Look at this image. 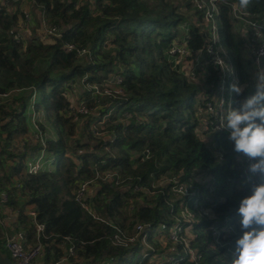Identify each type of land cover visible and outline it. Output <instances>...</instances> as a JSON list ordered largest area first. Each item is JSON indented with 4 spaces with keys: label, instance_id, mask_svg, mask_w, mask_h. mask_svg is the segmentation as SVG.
Listing matches in <instances>:
<instances>
[{
    "label": "trees",
    "instance_id": "1",
    "mask_svg": "<svg viewBox=\"0 0 264 264\" xmlns=\"http://www.w3.org/2000/svg\"><path fill=\"white\" fill-rule=\"evenodd\" d=\"M212 1L215 11L206 23L192 0H179L180 4L174 0H27L35 24L27 41L17 42L11 32L21 5L17 0H0V92L37 87L38 110L56 133L55 141H47V151L56 159L54 171L23 180L49 237L43 241L47 264L63 254L57 245L64 238L70 240L65 248L72 246L78 260L70 259L72 264H153L157 252L166 254L163 264L169 257H175L174 264L230 261L235 240L242 235L239 204L250 195L249 186L242 182L248 177L251 184L264 182V176L251 175L248 158L234 152L227 127L233 111L264 110V84L252 65L257 33L264 32V0H249L246 7H240L239 0ZM42 18L59 28V38L41 32ZM187 21L190 24L181 38ZM182 42L193 58L176 68L168 50ZM66 43L90 49L93 64L77 62L65 50ZM209 43L229 69L226 99L230 109L220 131L209 120L205 123V103L221 79V72L211 64ZM43 60L46 65L39 73ZM129 63L137 65L136 72ZM116 71L124 76L126 99L119 105L115 100L105 104L116 109L106 129L114 141L105 151L104 140L93 137L89 122L79 136L76 133V122L68 116L65 86L85 73L100 82L111 79ZM21 103L24 112L25 103ZM86 105L94 108L89 101ZM126 112L144 121H118ZM9 115L17 125L8 123L3 131L8 135L25 132L23 114L0 110V120ZM255 122L260 123V118ZM0 172L7 175L3 166ZM107 172L120 174L124 182L98 181L88 204L102 221L85 211L73 194L78 182ZM179 187L186 190L188 199L175 191ZM9 206L19 211L17 230L27 232L33 241L35 229L24 207L13 198ZM136 223H150L152 228L179 223L181 240L164 244L160 241L164 235L154 229L148 234L152 251L144 253L140 242L116 244L117 230L131 234ZM3 235L0 226V253L9 257ZM187 250L195 252L194 259Z\"/></svg>",
    "mask_w": 264,
    "mask_h": 264
},
{
    "label": "built area",
    "instance_id": "2",
    "mask_svg": "<svg viewBox=\"0 0 264 264\" xmlns=\"http://www.w3.org/2000/svg\"><path fill=\"white\" fill-rule=\"evenodd\" d=\"M21 7L24 21L20 22L14 31V36L17 42H25L23 36L28 32L27 24L29 25L31 15L28 10L27 0H17ZM194 7L203 13V18L206 23H209L213 18L215 11L214 1L209 0H192ZM41 32L50 38H59L61 32L57 26H49L41 19ZM253 29L258 28L255 24H251ZM264 33V32H263ZM13 34V32H11ZM212 43H214V33H212ZM264 40V37H262ZM252 41H255L252 39ZM207 44V52L211 55V64L221 72V79L217 83L215 94L205 103L207 120L214 126L216 131L225 128V116L229 112L230 105L227 102V81L229 77V69L225 65L222 67L216 63V60L223 59L214 51L213 44ZM65 50L73 53L77 62L93 64L92 51L87 47H80L75 44H65ZM168 56L172 59L176 68H181L183 61L193 58L186 47V42L181 44H173L168 50ZM199 54L195 57L198 61ZM252 65L257 70L258 80L264 84V42L259 39L256 42V48L252 53ZM181 70V69H180ZM193 75V73H192ZM124 76L121 71H116L113 77L109 80L100 82L93 81L88 73L70 80L65 86L64 97L69 102L68 116H72L77 127L84 121L89 122L90 130L94 138L104 140L105 151L108 149L106 145L114 141V136L108 135L106 132L109 118L116 110L115 106L111 105L100 116V111L106 107L105 104L115 100V105L121 104L122 99H126V92L123 86ZM25 109L23 112V105ZM91 102L94 108L88 109L86 103ZM39 91L35 86L14 88L8 91L0 92V110L15 114L22 113L25 118L26 130L20 134L8 135L3 131V126L13 122L17 125L16 120L12 119V115L0 120V166L7 171V175L0 172V226L4 229L3 248L8 252L9 259L12 264H47L45 262V247L43 241L49 237L45 234V225L38 219L37 209L32 201L31 195L23 185V180L30 176L50 173L56 167L55 156L47 151V141L56 140L55 133L53 136L46 130V121L44 113L38 110ZM133 120L140 124L144 121L143 117L128 112L123 113L118 121ZM44 128V131L43 129ZM46 131V132H45ZM49 134L50 137L47 135ZM3 148L5 150H3ZM148 150L145 151L147 153ZM249 166L255 164L251 159H247ZM253 175V174H251ZM257 176V174H255ZM253 175V176H255ZM108 182L110 184L120 185L124 182L122 176L118 173L107 172L103 176H97L94 180L82 181L76 184L74 191V200L81 205L94 219L102 220L95 211H93L88 199L95 191L98 181ZM181 195L186 194L183 187L175 190ZM14 192V194H13ZM24 207V213L31 220V227L35 229L34 240L31 241L27 232L17 230L20 227L18 223L19 211L12 209L9 204L11 199ZM103 221V220H102ZM158 229L164 235L165 241L176 244L181 240L180 232L181 225L174 224L171 228H167L166 224L159 225L158 228H152V225L146 223H136L131 234L119 231V235L115 236L116 244L127 246L131 243L140 242L143 246L144 253L152 251V246L148 242V234L150 231ZM70 242L68 238H64L63 243H59L57 248L62 250L57 260L51 264H72L70 259L78 260L75 257V251L72 246L65 248V244ZM192 259L195 258V252L187 250ZM175 257H169L167 264H174ZM1 264V263H0Z\"/></svg>",
    "mask_w": 264,
    "mask_h": 264
},
{
    "label": "clouds",
    "instance_id": "3",
    "mask_svg": "<svg viewBox=\"0 0 264 264\" xmlns=\"http://www.w3.org/2000/svg\"><path fill=\"white\" fill-rule=\"evenodd\" d=\"M248 4L249 0H239L240 7ZM257 36L264 42V33L258 32ZM216 63L224 65L219 59ZM256 117L260 123L255 122ZM227 127L231 129L229 139L234 141V152L258 161L249 166V172L264 176V110L244 114L233 111ZM244 185L249 186L250 195L241 199L238 208L242 235L235 240L228 264H264V182L251 184L248 177L242 182Z\"/></svg>",
    "mask_w": 264,
    "mask_h": 264
},
{
    "label": "rangeland",
    "instance_id": "4",
    "mask_svg": "<svg viewBox=\"0 0 264 264\" xmlns=\"http://www.w3.org/2000/svg\"><path fill=\"white\" fill-rule=\"evenodd\" d=\"M174 2L177 4V2L180 4V2H179V0H174ZM182 3H183V1H182ZM30 15H31V13H30ZM24 15L22 14V12L21 13H19L18 15H17V24L19 25V23L20 22H23L24 21ZM195 20V19H194ZM34 24H35V21L33 20V18H32V15H31V20H30V23H29V25L27 24V27H28V32L27 33H25L24 34V36H23V38H24V40H26L27 41V39H28V37H26L29 33H30V30H31V28L34 26ZM190 23L187 21L184 25L185 26H182V34H181V38H183V36L185 35V33H186V29H187V27H188V25H189ZM17 27V26H16ZM201 27V26H200ZM15 31V30H14ZM14 31H12V32H14ZM185 31V32H184ZM45 65H46V61H41V63H40V65H39V67L37 68V71L39 72V73H41L43 70H44V68H45ZM128 67H130L131 68V70L132 71H134V72H136L137 71V65H134V64H132V63H129V65H128ZM118 69H120V68H118ZM117 69V70H118ZM85 119L86 118H83V121H82V123L81 124H79V126L77 127V134H78V136L81 134V132H82V128H83V126H84V121H85ZM46 127H47V131L49 132V134L51 135V136H53V133H55V131H54V129H53V126L51 125V124H49V123H46ZM49 134H47L49 137H50V135ZM55 136H56V133H55ZM206 137V136H205ZM78 139H80V138H75V140H78ZM74 140V141H75ZM184 198H186V199H188L189 198V195H188V193H186L185 195H184ZM160 241H162V243H164V244H166L167 242L165 241V237L164 236H162L161 237V240ZM3 256H7L5 253H4V255ZM166 256V254L165 253H162V254H158V252L156 253V254H154L153 256H152V259H151V262L154 264H163L164 263V257Z\"/></svg>",
    "mask_w": 264,
    "mask_h": 264
},
{
    "label": "water",
    "instance_id": "5",
    "mask_svg": "<svg viewBox=\"0 0 264 264\" xmlns=\"http://www.w3.org/2000/svg\"><path fill=\"white\" fill-rule=\"evenodd\" d=\"M234 7L236 8V4L234 5ZM0 263L1 264H12V262L10 261V259L6 256H3L1 253H0Z\"/></svg>",
    "mask_w": 264,
    "mask_h": 264
},
{
    "label": "crops",
    "instance_id": "6",
    "mask_svg": "<svg viewBox=\"0 0 264 264\" xmlns=\"http://www.w3.org/2000/svg\"><path fill=\"white\" fill-rule=\"evenodd\" d=\"M255 69V68H254ZM256 70V69H255ZM256 73H257V70H256Z\"/></svg>",
    "mask_w": 264,
    "mask_h": 264
}]
</instances>
